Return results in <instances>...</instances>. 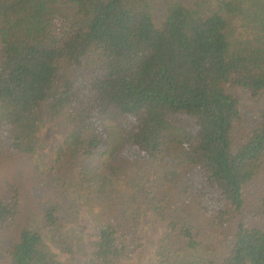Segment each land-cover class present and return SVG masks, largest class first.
<instances>
[{"label": "trees", "instance_id": "obj_1", "mask_svg": "<svg viewBox=\"0 0 264 264\" xmlns=\"http://www.w3.org/2000/svg\"><path fill=\"white\" fill-rule=\"evenodd\" d=\"M0 52V169L35 155L39 134L65 117L59 184L77 190L31 228L16 179L13 199L0 198V264L83 254V264H148L132 256L128 231L147 203L169 230L152 264H264V187L249 196L264 171V0H0ZM116 135L137 153L127 180L145 185L117 188L86 249L72 223L101 198ZM184 167L198 200L210 198L202 209L153 184V171ZM235 220L232 237L201 256L203 224L223 232Z\"/></svg>", "mask_w": 264, "mask_h": 264}, {"label": "rangeland", "instance_id": "obj_2", "mask_svg": "<svg viewBox=\"0 0 264 264\" xmlns=\"http://www.w3.org/2000/svg\"><path fill=\"white\" fill-rule=\"evenodd\" d=\"M238 92L242 94L241 91ZM243 102L247 106H256L255 103L250 102L244 96ZM70 130L71 127L66 118L61 117L57 122L49 124L39 134L40 143L35 155L28 157L21 165H18L16 170L0 169V198L5 201L12 200L16 192L15 180L18 179L22 183V196L19 201V219L24 225L31 228H41V216L45 208L58 202L70 204L77 198V190L73 187L65 189L59 184L60 178L68 174V169L65 166H61L58 151ZM136 154V150L126 145L123 138L119 135L115 136V144L109 156L112 164L109 166L107 180L103 178L96 180L97 185L94 195L98 194L101 198L94 199L93 204L80 206L78 218L72 223V226H76L81 235H84L86 249L90 248L92 241L97 237L98 217L104 214V210L107 207L112 209L117 205L116 197L119 193L117 188L120 185L122 186L123 183L145 185L143 183L145 181L144 176L127 180V175L136 167ZM153 173H157L153 178V182H155L153 184L158 186V190L163 189L172 194L176 199V205L185 204L186 206H190L193 198L200 208L204 203H208L210 198L204 199L200 197L202 199L198 200L196 189L190 185L191 167L180 169L162 168L153 171ZM262 187H264V171L256 182L253 183L251 190H249V196L253 201H257L261 195ZM194 207L196 208L198 205ZM140 209L141 219L139 223L136 226L133 225L128 230L129 232H133L130 235L132 256L136 257V260L152 264L157 248L169 230L161 222L162 219L159 220L156 209H153L150 204H143ZM248 210L250 212V209ZM72 211L74 210L72 209ZM254 211H257V209L254 208ZM195 214L200 213L197 212ZM202 227V232L206 233L201 236V241L204 245L200 250V255L206 256L209 253L206 251L208 250L206 246L209 244L211 246L219 245L221 239H227V235L231 238L237 229V222L236 220L233 221L224 228L223 232H219L220 229H216V232H210L212 229L208 227L207 223H204ZM43 233L53 249L59 252L58 248L49 239L47 231L44 230ZM59 258L66 260L61 254ZM86 261L87 257L83 254L77 260H72V264H83ZM202 263L199 255H189L182 261V264Z\"/></svg>", "mask_w": 264, "mask_h": 264}]
</instances>
